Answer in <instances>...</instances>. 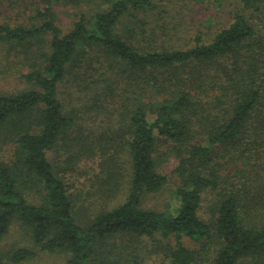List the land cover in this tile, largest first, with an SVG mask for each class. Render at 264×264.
Listing matches in <instances>:
<instances>
[{"label":"trees","instance_id":"obj_1","mask_svg":"<svg viewBox=\"0 0 264 264\" xmlns=\"http://www.w3.org/2000/svg\"><path fill=\"white\" fill-rule=\"evenodd\" d=\"M170 1L0 0V76L14 64L30 86L0 89V240L17 221L39 248L8 262L44 251L124 264L114 241L128 236L164 240L165 264H264V0H238L211 38L200 29L184 47L157 39ZM104 102L125 127L98 147L99 196L121 188L124 152L126 199L81 224L50 155L87 142L72 135L80 105ZM170 157L176 207L145 208L169 184Z\"/></svg>","mask_w":264,"mask_h":264},{"label":"rangeland","instance_id":"obj_2","mask_svg":"<svg viewBox=\"0 0 264 264\" xmlns=\"http://www.w3.org/2000/svg\"><path fill=\"white\" fill-rule=\"evenodd\" d=\"M237 1L178 0L175 3L171 0L169 4L172 2L173 4L168 7L164 27H158L157 39L173 47H184L190 44L191 38L200 29L205 33V39H209L222 25L230 21L231 9L237 5ZM162 13L164 14V11ZM7 67L5 68L4 65V72L9 68V75L12 76H0L1 90L14 92L30 87L24 79L19 77L16 65L11 64ZM71 90L73 89H66V93H62L63 96L69 97L67 94ZM103 104L104 106L93 109L85 103L80 105L79 120L72 135L80 138L81 141H87L91 146L88 144L89 146L86 147L87 142H83L74 150L60 148L59 151L50 155L53 164L63 169L62 172H64L69 184L75 186L77 220L81 224H85L100 209L114 207L126 199L130 167L128 157L124 152L120 153L118 158L119 164L123 168L121 188L117 195L111 199L99 196L100 192H104L100 188H105L106 184L102 183L101 180V178H105V173L101 172L99 168L101 156L98 147L100 144H105L107 140L114 138L120 131L123 133L125 127V123L119 115L122 113V108L118 106V103L104 102ZM175 164L176 161L172 157L162 161L160 170L169 176V184L163 190L147 195L143 201L145 208L169 210L176 207L174 188L177 178L172 174ZM182 241L183 244L190 246L194 244L193 240L189 241L186 237ZM114 242L120 248L125 247V250H122L124 253L122 258H125L124 264L166 263V251L168 250L164 240L147 238L131 240L128 236H122ZM172 242L174 243V241ZM20 248L39 249L33 243L28 228L16 221L11 226L9 233L0 240L1 264H12L8 262L7 255ZM68 258V254L63 252L38 251L37 256L20 264H67Z\"/></svg>","mask_w":264,"mask_h":264}]
</instances>
